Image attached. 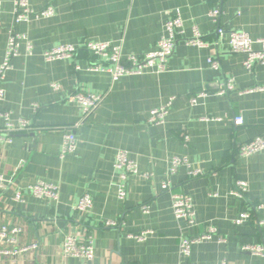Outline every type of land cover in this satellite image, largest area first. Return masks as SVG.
<instances>
[{"label":"crops","instance_id":"1","mask_svg":"<svg viewBox=\"0 0 264 264\" xmlns=\"http://www.w3.org/2000/svg\"><path fill=\"white\" fill-rule=\"evenodd\" d=\"M0 1V64L11 30L33 46L32 55H27L22 42L21 55L1 84L5 99L0 101V228L22 225L24 233L17 244H0V251L38 246L35 251L0 256V264H185L181 238L202 236L209 226L217 233L193 245L191 263L264 264V258L242 251L246 245H264V224H259L264 220V151L250 157L238 152L241 145L264 135V94L242 93L264 85V65L248 71L245 56L230 52L228 34L219 37L218 24L209 16L219 9L223 27L245 31L256 41L264 38V0H30L33 11L52 7L54 15L22 23L15 21L16 0ZM177 12L184 33L163 73L113 82L109 74L89 70L102 59L85 50V43L108 42L120 46L124 57L144 58L157 50L167 21ZM194 28L208 42L206 47L187 44ZM62 45L78 51L71 58L47 62L44 52ZM210 59L219 63L218 70ZM228 80H234L236 90L216 95ZM203 91L209 95L191 105L190 98ZM76 93L105 98L85 116L83 107L69 100ZM172 98L165 124L149 125L150 112ZM5 112L15 125L24 120L33 129L9 134L1 116ZM237 116L243 117V126L235 125ZM69 132L76 135L78 148L62 158ZM119 151L128 153L140 173L151 176H130L124 201L118 198ZM174 157L186 158L190 168L180 167L169 176ZM189 169H200L204 175L192 178ZM237 180L248 183L244 197L233 194ZM166 181L169 191L162 189ZM37 182L57 186L59 200L29 193ZM19 192L23 201L16 199ZM172 194L192 198L195 226L175 217ZM84 195L93 200L88 212L76 209ZM145 205L149 213L143 212ZM245 212L252 219L236 224ZM111 222L116 225L109 226ZM145 231L151 234L143 241L130 237ZM68 235L82 243L94 240L92 262L64 257L62 245Z\"/></svg>","mask_w":264,"mask_h":264},{"label":"built area","instance_id":"2","mask_svg":"<svg viewBox=\"0 0 264 264\" xmlns=\"http://www.w3.org/2000/svg\"><path fill=\"white\" fill-rule=\"evenodd\" d=\"M30 0H16L15 5V21L16 23L29 22L31 17L36 18H49L54 15V9L48 7L41 12H35L30 7ZM3 4L0 1V18L2 14ZM210 18L218 24L217 35L224 38L228 34V46L232 54H241L245 56L244 67L248 71H252L256 65H264V38L259 40H253L249 33L245 31L227 30L220 24L221 11L215 9L210 11ZM184 21L180 12L174 14L165 26V33L157 44V50L147 54L144 58H138L133 55L124 57L122 48L120 46H114L108 42H87L83 45V48L90 52L96 58L102 59V62L93 63L89 70L92 72L107 73L111 76L113 82L120 80L125 76L143 75L148 72L163 73L166 69V64L169 58L172 56L177 41L182 37L184 31ZM188 45L197 46L199 48L206 47L208 42L204 40L197 28H194L193 37L186 39ZM26 42L27 55H32L33 46L26 40V36L17 33L15 30L10 31L6 53L3 62L0 64V101L5 99V89L2 87V82L6 78L8 71L12 69V61L21 55V44ZM259 44L260 49H254V45ZM78 51V48L73 45H62L56 48H52L44 52V58L47 62L68 59L73 57ZM209 63L212 68L218 70L220 68L219 63L210 59ZM57 88V86H53ZM236 90L234 80H228L224 85L219 86L215 90V94L218 96H224L232 91ZM243 94L250 93H263L264 85L255 86L253 88L244 90ZM209 95L208 92L203 91L190 98L191 105H197L201 99L206 98ZM103 95L97 94H83L76 93L69 98L72 102L79 103L83 109L85 116H89L94 110H96L104 100ZM175 98H172L167 104L154 109L150 112L148 118V124L152 126L164 125L166 122L169 109L173 104ZM5 121V130L9 134L18 132H27L33 129V126L28 121H20L15 125L10 119L9 113L5 112L1 115ZM207 120H211L208 118ZM236 126H243L244 119L242 116L234 118ZM188 136L185 137L187 141ZM6 142L11 143V139H6ZM78 139L73 132L65 134L62 144L61 157L64 158L67 155L73 154L77 151ZM264 151V135L260 136L248 143H245L239 147V155L241 157H250L255 154ZM186 166L190 168V164L186 158L174 157L169 162V176L177 173L180 167ZM115 168L119 171L120 186L118 192V198L122 201L126 199L127 189L126 183L128 178L133 175H140L146 179L151 176L149 174H142L138 169V165L128 155L126 151H119L116 157ZM189 174L192 178L200 177L204 175V172L200 169H189ZM2 179V177L0 178ZM170 183L168 181L163 182L162 189L164 191L170 190ZM29 193L33 194L37 198H44L53 201L59 200V188L55 185H50L45 182H37L28 188ZM248 193V183L244 180H237L235 183V189L233 194L238 197H244ZM18 201H23V193L19 192L16 196ZM172 209L175 217L178 220H185L189 226H195V211L192 198L185 194H172ZM93 207V200L91 196L84 195L80 198L76 209L80 212H88ZM263 206H259L262 209ZM144 213H149L150 207L148 205L142 206ZM251 214L242 213L235 223L240 225L246 221L251 220ZM260 225L264 224V220L259 222ZM109 226H115L116 224L111 222ZM24 233V226L18 225L15 227H9L3 225L0 228V244H17L19 237ZM217 230L213 226L207 228V232L195 238L183 237L180 240L179 249L181 257L186 260L185 264H193L190 262L192 254V247L194 244L200 243L205 240H211L216 235ZM151 232L145 231L138 235H131L138 241H143ZM220 241H224L220 239ZM37 245L33 244L27 248H22L16 251H0V256H16L21 253L35 251ZM243 252H248L256 256L264 258V245L259 246H243ZM62 252L66 258H78L85 262H92L95 258L94 240L89 238L85 243L80 242L76 236H66L62 245ZM222 264H227L223 261Z\"/></svg>","mask_w":264,"mask_h":264}]
</instances>
